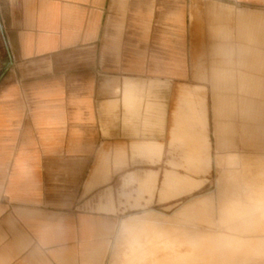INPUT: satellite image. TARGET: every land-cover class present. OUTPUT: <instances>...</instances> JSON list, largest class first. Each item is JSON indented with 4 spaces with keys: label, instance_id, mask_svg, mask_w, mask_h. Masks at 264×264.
<instances>
[{
    "label": "crops",
    "instance_id": "0c3cea01",
    "mask_svg": "<svg viewBox=\"0 0 264 264\" xmlns=\"http://www.w3.org/2000/svg\"><path fill=\"white\" fill-rule=\"evenodd\" d=\"M229 8L252 14L264 48V0H0V264H102L124 219L197 189L173 171L161 182V168L211 165L206 107L181 102L191 132L174 126L187 85L161 51H219L205 33L230 55L246 17ZM233 110L232 124L213 112L218 148L261 127Z\"/></svg>",
    "mask_w": 264,
    "mask_h": 264
},
{
    "label": "bare ground",
    "instance_id": "6f19581e",
    "mask_svg": "<svg viewBox=\"0 0 264 264\" xmlns=\"http://www.w3.org/2000/svg\"><path fill=\"white\" fill-rule=\"evenodd\" d=\"M231 10L225 13L233 17ZM235 29L237 51L228 53L237 68L214 70L213 112L229 124L237 122L235 105L243 120L256 117L261 127L245 133V147L256 152L244 154L247 161L241 157L242 167L229 156L237 154L226 155L234 166L218 172L215 196L197 197L171 216L150 210L124 219L102 264H264V48Z\"/></svg>",
    "mask_w": 264,
    "mask_h": 264
},
{
    "label": "rangeland",
    "instance_id": "374dc122",
    "mask_svg": "<svg viewBox=\"0 0 264 264\" xmlns=\"http://www.w3.org/2000/svg\"><path fill=\"white\" fill-rule=\"evenodd\" d=\"M202 10V9H199ZM231 10V9H230ZM206 16L209 19H216L218 15H220V9H214L212 10L211 8H206ZM233 11V10H231ZM205 15V12H204ZM252 14L248 13H237L234 12L232 13V16L237 17H246L245 18V36H251L254 39V33L252 31V24H253V19L251 17ZM253 15H260L264 16V12H257ZM231 17V19H233ZM232 21V20H231ZM232 23V22H231ZM236 25V24H235ZM234 24H231V27L235 26ZM236 28V26H235ZM234 30L231 28L232 32V37L230 40H225V42L229 45L233 51H237V47L235 46L238 42L236 37V29ZM204 36V38H203ZM212 42H214V46L218 44L220 47L218 48L219 51H161V65H167L171 63L173 59H178L180 60L183 69H180L177 73L178 75H183L185 74L184 77L181 79L184 80V85L182 88V93L179 95V100H177V109L175 110L174 113V126L178 127L182 132L187 133L191 132V126H192V118L191 115H186L185 113H180L178 110L179 104L181 102H186L187 107L189 108L190 112L195 115L196 111L199 110L200 105L203 104L206 107V112H207V121H208V128H207V136L210 141V155H211V165L210 169L206 174V168L203 167L201 169H198V174H191L184 170L183 167H165L161 168V182L164 178V174L166 171H173L178 174H183V175H189L191 178L198 180V187L197 190L180 196V198H177L178 200L170 202L175 199H170L168 201H165L161 203V208H156V209H150L151 211H156L159 212L163 215H168L171 216L175 213V211L179 210L180 207L183 205L191 202L193 199L197 197H212L215 196L216 191H217V180L219 183V180L221 178L223 166L227 167H233L234 165H237L235 163L234 165H229L226 164L227 160L225 157L227 154H237L239 156H242V154H249L251 152H256V150H250L247 149L244 146V141H243V135H242V129L241 127H237L234 129V134H228L227 139L229 142L232 144L230 147H221L218 148L216 145V136H215V123H214V117H213V90H212V75L214 73V70L216 71L217 69H223L227 67H232V68H237V65L235 63L236 57L233 54L232 56L226 54L225 51H227L228 47L224 46V50L221 49L223 46L222 44L224 41L221 39H208L204 35H202V38L199 39V44L202 45L205 48V46L210 45ZM236 42V43H235ZM241 42V41H240ZM242 43V42H241ZM222 45V46H221ZM209 48V47H208ZM213 60V61H212ZM215 60V61H214ZM229 60L234 61L233 65H229L227 62ZM167 67V66H166ZM167 72L164 74L167 75H173L169 70H166ZM197 73V75H195ZM193 76V77H192ZM176 77V76H174ZM199 78V79H198ZM196 80V81H195ZM249 111L246 108V115H249ZM196 118V117H195ZM197 120V118H196ZM240 123L243 125L244 122L240 121ZM240 124V125H241ZM247 127L251 126H259L261 123L257 119L254 118L251 121H246ZM182 133V134H184ZM199 138V135H197ZM196 137V138H197ZM187 149L190 150V146L186 144ZM242 150V151H241ZM198 151L195 149V153ZM241 153V155H240ZM194 154V153H193ZM219 154V155H218ZM223 154V155H222ZM235 155V156H237ZM247 159H249L250 156H245ZM245 160L247 161V159ZM256 163H259V160H256ZM237 162V161H236ZM229 165V166H228ZM221 166V167H220ZM214 167V168H213ZM218 169H217V168ZM221 170V171H220ZM220 172V173H218ZM217 173V174H216ZM220 175V176H219ZM216 176V177H215ZM208 181V182H207ZM216 185H215V184ZM215 185V186H214ZM200 188V189H199ZM214 192V193H213ZM214 194V195H213ZM170 202V203H168ZM167 209V210H166ZM149 210V211H150Z\"/></svg>",
    "mask_w": 264,
    "mask_h": 264
}]
</instances>
